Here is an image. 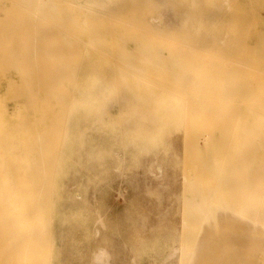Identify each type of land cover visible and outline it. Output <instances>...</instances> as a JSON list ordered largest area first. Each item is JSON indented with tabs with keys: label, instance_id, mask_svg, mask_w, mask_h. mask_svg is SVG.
Here are the masks:
<instances>
[{
	"label": "rangeland",
	"instance_id": "1",
	"mask_svg": "<svg viewBox=\"0 0 264 264\" xmlns=\"http://www.w3.org/2000/svg\"><path fill=\"white\" fill-rule=\"evenodd\" d=\"M24 1L0 0V150L19 138L29 140L30 162L23 165L30 166L32 184L55 183L43 201L44 228L38 233L45 253L40 264H255L254 250L264 248V119L240 102L248 90L236 78L230 83L233 101L228 106L214 105L204 96L228 94L224 75L264 73V11L258 9L262 2L81 0L95 6L88 18L74 6L79 0H64L73 8L63 0H46L41 16L31 21L33 11L23 9ZM22 13L30 16L20 18ZM58 14L66 19L59 15L56 21ZM126 14L132 22L143 19L149 28L166 31L176 43L190 44L189 57L165 41L166 49L147 60V51L130 50L139 39L126 37L114 59L92 55L80 74L75 23L110 27ZM104 15L110 16V24L101 21ZM112 15L118 17L112 20ZM60 21L62 29L55 31L50 24ZM33 28L45 30L34 34ZM150 35L143 43L152 42ZM34 45L36 56L31 55ZM43 50L57 52L59 63L52 68L58 71L57 83L48 94L33 75L47 64ZM125 64L138 71L145 68L151 72L145 75L157 81L133 75ZM184 69L188 74L182 78L192 72L190 78H202L196 95L203 98L194 97L188 111L164 89L177 85V73ZM170 71L177 72L173 76ZM77 85L86 104L79 106L69 128L92 123V134H36L43 122L32 113L15 125L7 123L19 108L16 101L31 112L34 103L41 105L50 97L62 111L68 109V103L77 102ZM186 199L187 208L182 202ZM194 205L202 210L192 211ZM182 247L190 257L181 262ZM4 249L7 252L0 241V264L9 263V249Z\"/></svg>",
	"mask_w": 264,
	"mask_h": 264
},
{
	"label": "bare ground",
	"instance_id": "2",
	"mask_svg": "<svg viewBox=\"0 0 264 264\" xmlns=\"http://www.w3.org/2000/svg\"><path fill=\"white\" fill-rule=\"evenodd\" d=\"M55 1H53V2H55ZM61 1L62 0H60V2H59L57 0L58 3H61ZM79 1H81V0H79ZM255 1L262 2V3H260L262 5L260 7H258V9H260V11H262V10L264 11V0H255ZM24 2H25L24 5L21 3L24 8L22 6L21 7L23 9H26V10L28 8L32 9L33 15L31 17V19L32 18L33 19L31 21H33V20H35L36 16L40 15L41 12L44 10L43 5L45 4L46 0H25ZM64 2L68 4L70 1L69 2L64 1ZM71 2H73V0H71ZM18 3H20L19 0H18ZM65 3H63V4H65ZM52 4H51V6L53 7ZM87 4L88 3L85 4L84 1H81V3H78V6H76L74 4L73 5L76 7V9H77V7L79 9H82L81 13L82 14L84 13V17H85V15H87V17H88V15H90V12L92 10H95V8H94L95 6L92 8V6L88 7L89 5H87ZM68 5H70V4H68ZM73 5H70V7L72 6V8H73ZM91 5H92V2H91ZM93 5H95V4L93 3ZM51 6H50V8L52 10L54 9V7H56L55 5L53 8ZM61 6H60L61 8H63V7L65 8L66 5H61ZM96 6H98V5L96 4ZM21 7L18 6V8H21ZM67 7L70 8L69 6H67ZM102 7L103 6H101V8ZM45 9H47V8H45ZM79 9H77V10H79ZM26 10H25V12H26ZM71 10L73 11L74 9H71ZM97 10H99V9L97 8ZM74 12H75V10H74ZM44 13H46V11ZM47 13H50V12L47 11ZM78 14L79 13H77V16H79ZM98 14H100V13H98ZM26 15L30 16L28 14L22 13L21 15H19V17L20 18L23 17V19H24V17H26ZM59 15L60 14H58V16ZM94 15H96V14H94ZM58 16L57 17L54 16L56 18V21L61 20L60 16L62 17V15H60L59 17ZM64 16H66V14ZM105 16L106 15L103 16L104 18L103 17L101 18V21L107 22V18H109L110 16L109 17H107V16L105 17ZM54 17H52V18H54ZM116 17H118V16L112 15V18H113L112 20H114ZM42 18H44L43 20L46 19V17H43V16H42ZM48 18L50 20L52 19V18H50V16L47 17V19ZM58 18H60V19H58ZM63 18H65V17H62V21L64 20ZM75 18H76V16H75ZM79 18H81V17H79ZM129 18H130V21H129ZM43 20H41V21H43ZM53 20H54V22H56L55 19H53ZM84 20H85V18H84ZM131 20L134 21L133 19H131V17H129V14L128 15L126 14V15L122 16L121 20L116 18L115 21H112L111 24H110V21H108L107 23L110 24V27H109V25H106L105 23L104 24H96V26L91 24L90 22H85V21H83L82 23H75L77 26H75V28H74L76 31V36H74V37L76 40V44L77 43L79 44L78 45L79 48L76 51V58H77V63H78V68H79L80 74L82 73V75H83V70L85 69L84 68L85 62L92 55H93V57L102 55L103 57L108 58L109 60H111L110 58L115 57L116 54L124 47L123 46V39L126 37L128 40L134 39V36L139 39L137 42L138 45L135 47H131L130 50L131 51L135 50L136 52H139V53L142 50L147 51L148 54L144 55V57H146V56H157L159 53H161L160 52L161 48L166 47V46L162 45L163 42L165 45H167L166 44L167 41L169 43L172 42V43H170L172 49L174 51L175 50L178 51L177 53H179V55L189 57V54H188L189 51H186V49L188 48L187 46H189L190 44L187 46H185V44H183L185 46V50L180 49L179 47H177V45H178V43H180L179 45L183 46V45H181L182 43L181 42L176 43L177 41H175V39L173 37H171L172 35H167L168 33L166 31L161 30V29L156 30V29L149 28V26H147V24L142 22L143 19L142 20L139 19L140 22H138V21L132 22ZM91 21L96 23V21H93V20H91ZM51 22H53V21L51 20ZM100 22H98V23H100ZM114 22H116V23H114ZM45 23H50V22H48V20H47V22H45ZM61 24L62 23L60 21V22H57L56 24L51 23L50 25H53V26L55 25L56 26V27L54 26L55 31H60L62 29ZM47 25L49 26V24H46V26ZM46 26H45V28H47ZM41 28H33L32 32H34V34H35V33L40 32V30L41 31L45 30V29H41ZM37 29L38 30L40 29V30L37 31ZM151 32H154V34H152ZM150 34H152V35H150ZM149 35H150V39L152 40V42L150 44L143 43V42H147V41H142V38L147 37ZM169 37H171V38H169ZM173 42H174V44H173ZM68 43H70V41ZM32 47L33 48H31L32 49L31 55L32 56L38 55L36 45H34ZM177 48H179V49L177 50ZM182 48H184V47H182ZM189 48H191V47H189ZM193 49H195V47ZM50 52L45 51V50L42 51L43 57L48 60V61H46L47 64L44 66L45 68H43L44 71L43 70L40 71V70L36 69V71H34V73H33V75L34 74L36 75L37 80H40V82L43 81V85H44L45 90H47V94L49 93L48 90L50 89V87L53 86V82L57 83L54 80H56V78L58 76V73H57L58 71L57 70L53 71L52 68L57 69L59 67L58 66L59 63L56 62L58 59L57 52L55 53L52 50H50ZM196 52H198V51H196ZM52 58L55 60H53ZM112 59H114V58H112ZM116 59L118 60L117 57L115 58V60ZM141 59H142V57H141ZM146 59H147V57H146ZM142 60H144V59H142ZM150 61H154V60H151V58H150L149 62ZM144 62L142 61V63H144ZM149 62L147 64H149ZM113 63L116 64L115 61ZM151 63L153 64V62H151ZM120 65L123 66V64L119 63V66ZM155 65H157V61H156ZM150 66H152V65H150ZM47 67H50V68H48V70H46ZM152 67L155 68V66H152ZM125 68L126 69L130 68L131 71L133 69V72H130V73H134L133 75L137 74L139 76L146 77V80L150 83H152L153 80L157 81V79L155 77L153 78V77H148L147 75H145L147 72H150L148 70H145V68L138 71L137 69H134L133 66H131L130 64H125ZM254 71L255 72L249 73V74H246L245 72H237L235 75L231 74L232 76L224 75L223 77H226L224 93H228V94H225V96H222V98H218V99L215 96V94H212V93L210 95L204 96V97L206 99L212 100L213 101L212 104H214V105L220 106V104H225V105L227 104V106H228V104L231 101H233V100H230L232 98V97L230 98V94H229L230 93V91H229L230 90V83L233 81V78H236L235 81L237 83L242 82L241 85H243L242 87L244 88V91L248 90L243 94V97L240 99L241 100L240 102L241 103L243 102L244 106L247 105V108L250 111H252L254 114H256L258 117L264 119V73L257 72L256 70H254ZM176 72L177 71H170L169 73H172L171 75L174 76ZM223 72H224L223 74L228 73L226 71H223ZM192 73H189V77L187 79L182 78L185 74H188L187 72H185V69H184L181 73H177V76L180 77L176 81V83H178L177 85H175V84L173 86L171 85V88H169V89L164 88L169 93V95H171L173 98L177 99L178 101L182 102L185 105L186 110L191 106L194 97L195 98L196 97L197 98L198 97L203 98V95H201V96L196 95V92H197L196 89H200V87L199 88L196 87V84L202 78L198 77V78L192 79V77L190 78ZM82 75L80 76V78L77 77V80H76L77 84L80 83V81L82 79ZM150 75H151V72H150ZM142 80H145V79H142ZM135 81H137V80H135ZM147 81H146V83H148ZM166 82H168V81H166ZM155 86H156V84H155ZM161 87L163 88V84ZM77 90L79 93V96L77 98V102L73 105H70V103H68V109H66L64 111H62L61 105L59 103H57L56 101L53 102V99L50 98L49 96H47L49 98H46L45 101H43V103L41 105L34 103L31 106V112H30L29 107H27V106L16 101V104H18L19 108L16 112H13L11 115L8 116L9 120L7 123L9 125L10 124L15 125V122L17 124L24 117L29 118V115H31V113H32L33 118L37 119L36 120L37 122H39V119L42 120V122H43V126H41V131L40 132L37 131L36 134H76V133L77 134H92L91 131L89 130L92 123L87 124L85 122L84 127L79 128V129H75L74 131H72L69 128V122L73 117L77 116L79 106L86 104L84 98L82 97L81 89L79 88L78 85H77ZM235 101H236V99H235ZM238 101H236V102H238ZM225 105H224V108H225ZM224 108H222V109H224ZM187 111H186V114H188ZM223 111H222V113H223ZM222 113H221V115H222ZM187 119H188V116H187ZM187 119H186V129L184 128L185 131L189 130L188 126H187L188 125ZM224 120H227V117H224ZM201 124H202V122L199 121L197 129H199ZM221 124H222V122L220 121V125ZM234 128L235 127H233L232 129H234ZM15 143H17V144H15ZM28 145H29V140L27 141L25 139V141L23 142V139L19 138L18 141H16V142L12 141L10 143H7L6 147L2 148L0 150V241H2L3 247L7 249V252L9 249V252L7 254V258L9 261L8 264H10V262L12 264H15V261L17 264H40L41 258L43 256V254L45 253L44 252L45 250H43L45 248L42 247L43 246V238H41V236L39 235L38 230L41 231V229L44 228L43 224H44V219H45V209L43 206V201L46 198V193H48V189H49V191H51V189L53 187H55V183L53 184L52 182H49V183L38 182L35 185L32 184L31 181H32L33 176L30 173V166H29V164L23 165L25 162L27 163V161H28V163L30 162V160L27 159V156L29 153ZM187 160H189V159H187ZM185 165H187V164H185ZM186 168L187 167H185V174H186V170H187ZM188 169H189V167H188ZM55 176L56 175L50 176V178L55 177ZM185 176H187V175H185ZM184 179H185V177H184ZM183 182H185V181H183ZM46 186H47V188L45 189ZM49 194H50V192H49ZM189 200L190 199H186L185 201H182V202H185L186 208H187V205H189V204H187V202L189 203ZM189 207H190V205H189ZM191 209H193L192 211H194V210L195 211H201L202 207L200 205H194L193 208L191 207ZM185 211H186V209H185ZM187 213L191 214L190 212H187ZM187 213L185 212V215ZM48 220L49 219H47V221ZM183 221H184L183 226L188 227L189 222L186 223L187 221L184 218H183ZM259 221H260V218H259ZM45 230H46V228H45ZM46 232H47V230H46ZM256 233L261 234L258 231H256ZM262 233H263V231H262ZM50 235H51V233H50ZM255 236L257 237L258 235H255ZM256 241H258V240L256 239ZM258 242H260V241H258ZM15 243L17 245L16 248L13 247V244H15ZM49 244H50V242H49ZM258 246H261V243ZM261 247H264V245H262ZM182 249H183L182 255H181L182 258H180L181 262L184 260L185 257H188V256L190 257V255L186 256L187 253L185 252V248L182 247ZM4 251H5V249H4ZM254 251H255L254 256L257 259V261H255V264H264V248L259 247V248H256ZM3 256H4V253H3ZM245 258L247 259V257H245ZM190 259L188 261H190ZM4 262H5V260H4ZM183 263H180V264H183ZM187 264H188V262H187Z\"/></svg>",
	"mask_w": 264,
	"mask_h": 264
}]
</instances>
